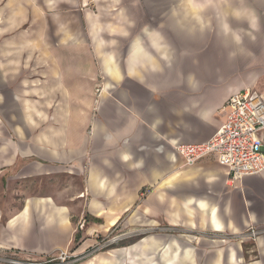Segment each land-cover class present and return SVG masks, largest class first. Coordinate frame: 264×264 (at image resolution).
Returning <instances> with one entry per match:
<instances>
[{"label":"crops","instance_id":"obj_1","mask_svg":"<svg viewBox=\"0 0 264 264\" xmlns=\"http://www.w3.org/2000/svg\"><path fill=\"white\" fill-rule=\"evenodd\" d=\"M245 89L264 91V0H0V115L27 143L0 153V175L17 169L0 251L82 254L171 227L202 238V264H264V235L240 240L264 230V173L230 181L216 158L176 153L211 140ZM196 254L152 236L80 264Z\"/></svg>","mask_w":264,"mask_h":264},{"label":"built area","instance_id":"obj_2","mask_svg":"<svg viewBox=\"0 0 264 264\" xmlns=\"http://www.w3.org/2000/svg\"><path fill=\"white\" fill-rule=\"evenodd\" d=\"M226 123L204 144L184 145L176 153L185 166H195L206 158H216L228 169L230 181H241L248 176L264 173V91L245 89L233 95L227 103ZM264 230L250 227L240 235L241 241H256ZM224 241L228 236L222 237ZM78 254L60 251L58 256H49L39 262L31 257L23 258L18 252L0 253L3 264H77Z\"/></svg>","mask_w":264,"mask_h":264},{"label":"rangeland","instance_id":"obj_3","mask_svg":"<svg viewBox=\"0 0 264 264\" xmlns=\"http://www.w3.org/2000/svg\"><path fill=\"white\" fill-rule=\"evenodd\" d=\"M87 8H93L94 2H90L87 4ZM13 89V88H12ZM22 103V101H21ZM20 103V104H21ZM15 115H13L14 117ZM6 116L0 115V153H3L2 158L4 160H7L10 158L11 151H15L18 148H22V146H25L27 143L24 142V140L17 139L13 129L11 130L9 127H7L6 122L4 121ZM15 119V118H14ZM29 144H33L32 142L28 141ZM26 143V144H25ZM8 163H4V165H7ZM17 166V165H16ZM5 170V171H4ZM3 171V174L0 175V187H7L8 185H11L14 183L13 178L16 176L17 172L15 171L12 173V167L9 165L7 168H5ZM121 238H118L120 237ZM117 235V234H108L105 236H95L94 239L96 240L97 244L93 248H89L82 254H78L80 257V261L77 262V264L84 263L90 258H93L94 256H97L99 254L106 255L109 253L111 248H121V246H126L130 244V246H135L142 242L144 239L152 236H158V237H166L167 239L169 237H174L178 241L184 244H188L191 246L192 249L195 250V254L199 251V245L201 243L202 238L198 237V234L192 233L191 231H186L179 228H165L162 227L161 229H153L151 232H145L140 231L133 235ZM208 237V236H205ZM230 241V240H227ZM13 251V250H12ZM6 252V251H0ZM9 252V251H8ZM60 252V251H59ZM71 252V251H70ZM20 253V252H19ZM20 256L22 254L20 253ZM49 256H58L56 253H50L43 255L40 258H33L36 261L42 262ZM27 257V256H26ZM25 257V258H26ZM122 261L125 262V258L122 257ZM195 263L196 264H202L201 261L198 259L197 254L195 257ZM55 264V263H54Z\"/></svg>","mask_w":264,"mask_h":264}]
</instances>
